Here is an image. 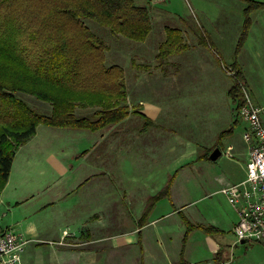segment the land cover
<instances>
[{
	"label": "rangeland",
	"instance_id": "374dc122",
	"mask_svg": "<svg viewBox=\"0 0 264 264\" xmlns=\"http://www.w3.org/2000/svg\"><path fill=\"white\" fill-rule=\"evenodd\" d=\"M135 1L149 8L152 23L155 25L154 36L152 38L149 36L148 40H151L148 46L126 39L117 42L108 40L111 47L107 56L108 63L120 64L128 70L133 54L137 52L142 55V59L135 60V64L139 63L148 67L159 65L161 62L155 58L158 52L157 33L162 32L164 26L184 31L185 40L191 46L186 53L163 62L161 69L153 70V77L147 81L141 80L137 84V80L134 81L130 76L133 72L127 71V94L133 111L144 112L148 108L162 110L164 103L169 107L167 112L157 120L158 127L151 128L146 134L141 132L143 120L136 114L132 115L129 131L133 134V142L131 135L128 136L129 139L117 137V141L123 143L124 147L128 140L132 143L136 142L135 148L139 150L137 142L140 144L143 142L146 145H158L161 150L158 153L162 157L169 156L170 160L161 168L163 171L161 182L165 178L167 183L169 176L178 173L173 198L160 200L162 203L155 212L153 208L149 220L164 216L158 227L168 232L174 229L173 241L178 243L177 245L175 243V247L179 248L180 256V250H182L180 247L186 230L183 217L192 223L218 227V225L223 226L226 220L236 215L234 208L221 190L227 184H235L244 178V167L249 156L248 144L244 138L248 129L247 123L238 117L235 106L228 96V90L233 84L232 79L235 77L231 64L236 62L243 70L246 84L242 89L243 93L246 91L255 105L264 106V0ZM88 26L96 32L106 30L90 21ZM244 32V38L240 43ZM201 34L210 41L208 46L199 45L198 37ZM219 61L224 64V68ZM138 73L141 74V72ZM160 75H164L165 78H158ZM17 96L38 113L48 114L51 111L50 104L34 96L21 93ZM141 101H143L142 108V105H139ZM93 111L94 109L82 111L78 108L75 113L77 116H82L90 115ZM46 129L44 126H38L37 136L32 142L49 144ZM82 132L91 133L90 131ZM82 132L79 131V133ZM70 133L63 134L66 139L57 141L56 144L68 146L70 150L78 147L80 151L93 144L94 138L83 136L81 141H77L74 134ZM189 143L191 149L186 151L176 148L177 150L172 153L175 159L170 158L172 154L168 151L172 149V146L181 145L184 148ZM216 148L221 151V156L217 160L200 159L205 149H210L211 154ZM140 149L148 150L142 144ZM158 153L119 151V164L113 163V165L110 162L111 153H106L107 159L102 165V170L109 177H120L119 180L122 177L133 176L139 179L142 185L144 180L141 177L151 171L147 167V162L157 157ZM126 154L133 156V167L127 168L126 157H124L127 156ZM93 169L94 165L89 159L82 168V180L88 174L94 173ZM35 173L36 170L33 169L32 176ZM118 186L124 187L125 184L119 183ZM153 186L155 190L160 188L161 184ZM145 190L149 194L153 192L150 188ZM87 193L88 190L82 189V249H95L89 251L92 252L91 256L82 254V264H139L143 251L138 246L135 250L127 246L113 248L112 243L122 244L131 230L136 229L141 206L135 202L134 206L126 208L127 201L123 200L115 209L110 207L114 200H104V207L100 209L102 213L100 227V224H96L95 221L94 207L91 204L93 201L88 200L87 197L91 195ZM186 205L188 207L183 208L182 214L169 215L174 207ZM97 210L95 212H99ZM5 214L7 213L0 211V223L3 228L7 226ZM178 224L184 227L180 238ZM14 231L16 232V229ZM152 231L146 230L144 237ZM192 235L191 242L189 240L186 244V251L190 257L214 258L211 252L215 248L219 234L214 232L208 235L202 230H197ZM88 240L94 243L98 240L99 243L85 245L84 243H89ZM169 243L166 241L167 247L170 246ZM224 254L228 264H264V246L256 242L242 244L237 243L235 239L234 243L231 242L225 247Z\"/></svg>",
	"mask_w": 264,
	"mask_h": 264
},
{
	"label": "trees",
	"instance_id": "16d2710c",
	"mask_svg": "<svg viewBox=\"0 0 264 264\" xmlns=\"http://www.w3.org/2000/svg\"><path fill=\"white\" fill-rule=\"evenodd\" d=\"M88 21L105 32L93 31ZM152 30L149 8L135 0H0V195L16 152L36 134L38 126L97 132L120 124L130 114L144 118L145 126L153 124L128 104L124 68L107 61L108 40L144 43ZM165 33L155 55L161 63L190 49L181 29L167 27ZM198 43L208 46L210 41L201 34ZM231 68L235 77L228 96L238 113L244 103L245 76L236 62ZM18 93L50 104L51 111L36 112ZM78 108L94 111L77 116ZM209 155L210 149H205L200 159H209ZM177 174L147 199L140 228L160 200L171 198ZM183 224L179 264H188L185 251L191 234L202 230L212 235L218 229L185 217Z\"/></svg>",
	"mask_w": 264,
	"mask_h": 264
},
{
	"label": "crops",
	"instance_id": "0c3cea01",
	"mask_svg": "<svg viewBox=\"0 0 264 264\" xmlns=\"http://www.w3.org/2000/svg\"><path fill=\"white\" fill-rule=\"evenodd\" d=\"M167 27L169 26H164L162 32L158 31L157 33L158 40L156 44L158 48L165 41V29ZM154 28L155 25H153L151 38L154 36ZM147 40L142 43L143 46H148L151 39ZM141 59L142 55L136 52L133 54L128 70L122 66L125 71L126 85L127 71L133 72L130 76L134 81L137 80L136 82L139 84L141 80L147 81L150 77H153V70L161 69L162 63L153 67L134 63L135 60L139 61ZM111 63L113 64V62ZM138 72H141V74ZM158 78L163 79L165 76L160 75ZM128 104L130 105L129 97ZM142 104L143 101L139 103V105ZM168 107L169 105L164 103V109L162 110L160 108L157 110L155 108H148L144 112L138 110L139 113H142L153 122L152 125L145 126L144 118L136 115L143 120L141 132L146 134L151 128L158 127L156 122L162 117L163 113L167 112ZM88 110L90 109H82V111ZM132 115L135 114H130L123 122L112 128L97 132L90 131L91 133L82 132L87 130L59 129L44 126L47 128L49 144L44 145L40 142H32L37 136L38 132L36 131V134L18 149L7 184L0 195V211L7 213L4 216L7 218L5 221L7 226L5 228L9 230L16 229V232L28 241L27 249L22 254L20 264H82V254L91 256L92 252L89 251L95 248L89 250L82 249V189L88 190L87 194L91 195L87 197L88 200L93 201L91 204L94 207L95 221L96 224H100V227L102 224L100 209L104 207V200H114L111 203L112 205H110L111 208H117L118 203L123 200L127 201L126 208L131 207V205L134 206L135 202H138L137 205L141 206L136 229L131 230L127 236L128 238L124 239L122 244L112 243L113 248L127 246L135 250V247L138 246L143 251V257L139 259V264H179V248L175 247V243L176 245L178 243L173 241L174 237L172 236L174 229L168 232L158 227L164 216H160L152 221L148 220V223L142 228L138 224L146 207L147 199L154 196L166 185L165 178L161 182V176L163 175L161 168L170 159L169 156L164 155L162 157L158 153L161 151L158 145H146L142 142V146L148 148V150H141V144L137 142L139 150L135 148L134 143L136 142L132 143L134 137H132L133 134L129 131V122L132 119ZM79 131L82 133H79ZM66 132L74 134V138L77 141H81L83 136H85L84 138H94L93 144L82 151L78 147L75 150H70L68 146L56 144L57 141L66 139V136H63ZM129 135L132 137V142L126 140V147L123 146V143L121 144L117 141L118 136H122V139H129ZM176 148L187 151V149H191V144H187L184 148L181 145L177 147L172 146V149L168 153L172 154L177 150ZM119 151L126 153H134L135 151L158 153V158L153 157L147 162V167L151 171L146 176L141 177L144 180L142 185L140 180L133 176L122 177L119 180L120 177H109L102 170V165L105 159H107L106 153H111L110 162L113 165V163H118ZM126 155L124 157H126L127 168L133 167V156ZM174 157V154H172L170 158ZM89 159H91V164L94 165L93 170L95 172L88 174L82 180V168L85 167ZM33 169L36 170L34 176H32ZM90 169L92 170V168ZM244 171L245 178L246 164ZM127 172H129L128 169ZM175 181L171 189V198H173ZM119 183L121 185L125 184V186H118ZM156 184H161V187L153 190V185ZM145 188H150L153 192L149 194ZM161 203L162 201L155 205L154 212L158 210ZM184 207H188V205L178 208L174 207V210L169 215L182 214ZM96 210L99 212H95ZM91 213L87 214L92 215ZM237 221L238 218L235 215V217H230V220H226L223 226L218 224V227L215 226L218 229L217 234H219V238L216 240L215 245L213 244L215 248L211 253L214 254V258H194L190 257L186 251V262L188 264H228L224 254L225 247L229 246V243L235 242L233 231ZM182 228H184L183 225L177 226V230L180 229L179 238ZM148 229L153 231L147 237H144V233ZM192 238L193 235L189 238L190 242ZM88 239H90L89 234ZM166 241L170 242V248L167 247ZM93 243L90 240L89 243L84 244L92 245ZM98 243L99 241L97 240L94 244ZM164 245H166L165 249L162 250ZM180 249H182V246ZM132 261L135 262L134 260Z\"/></svg>",
	"mask_w": 264,
	"mask_h": 264
},
{
	"label": "built area",
	"instance_id": "2783aa9c",
	"mask_svg": "<svg viewBox=\"0 0 264 264\" xmlns=\"http://www.w3.org/2000/svg\"><path fill=\"white\" fill-rule=\"evenodd\" d=\"M243 94L244 103L237 114L248 126L244 134L249 156L246 176L224 186L221 193L238 218L233 231L236 242L246 240L264 246V106L255 105L246 91ZM27 244L20 234L0 223V264H20Z\"/></svg>",
	"mask_w": 264,
	"mask_h": 264
},
{
	"label": "water",
	"instance_id": "95a60500",
	"mask_svg": "<svg viewBox=\"0 0 264 264\" xmlns=\"http://www.w3.org/2000/svg\"><path fill=\"white\" fill-rule=\"evenodd\" d=\"M221 156V151L219 148H216L212 151V153L209 155V160L215 161ZM242 244L248 243V241L243 240L241 241Z\"/></svg>",
	"mask_w": 264,
	"mask_h": 264
}]
</instances>
